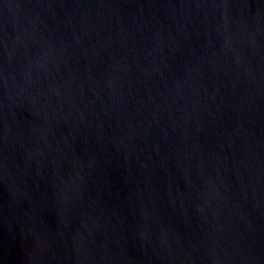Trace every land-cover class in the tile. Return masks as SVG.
I'll return each mask as SVG.
<instances>
[{
  "label": "water",
  "instance_id": "obj_1",
  "mask_svg": "<svg viewBox=\"0 0 264 264\" xmlns=\"http://www.w3.org/2000/svg\"><path fill=\"white\" fill-rule=\"evenodd\" d=\"M0 264H264V0H0Z\"/></svg>",
  "mask_w": 264,
  "mask_h": 264
}]
</instances>
